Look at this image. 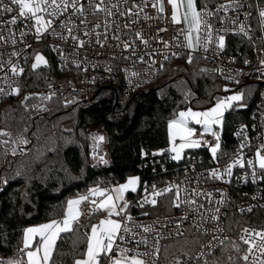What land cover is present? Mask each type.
Wrapping results in <instances>:
<instances>
[{
  "label": "trees",
  "instance_id": "trees-1",
  "mask_svg": "<svg viewBox=\"0 0 264 264\" xmlns=\"http://www.w3.org/2000/svg\"><path fill=\"white\" fill-rule=\"evenodd\" d=\"M197 1L200 7L202 0ZM218 1L221 0H213L212 4ZM254 1L264 4V0ZM48 59V69L27 66L19 94L0 102V129L10 134L0 136V141H8L0 144V258L5 260L24 258L19 249L25 226L60 219L67 198L87 192L92 185L120 183L131 175L139 177L140 183L170 176L181 162L171 159L169 151L153 153L168 149V123L177 110L184 106L204 109L214 104L219 95L241 90L244 99L240 103L246 109L227 112L221 129L218 153L219 157L226 156L223 153L228 154L235 146L233 130L247 118L261 85L249 83L226 92L210 63L196 56L189 63L187 55L179 54L166 60L154 80L130 93L124 91L118 79L96 83L93 102L86 105L76 94L49 91L47 73L59 80L66 79L69 73L59 72L52 57ZM29 94L34 95L24 101ZM91 127L104 133L105 165L89 158ZM21 139L28 143L21 144ZM193 150L208 154L207 149ZM136 192L129 191L126 196L131 200ZM161 199L167 202L166 196ZM161 208L153 211L166 209ZM96 216L92 214L77 224L75 231L61 234L53 256L55 264H71L83 252L85 234ZM226 220V241L204 258L196 252L207 242L208 235L187 225L179 236L161 241L156 264H242L245 244L238 230L243 224L264 225V207L244 214L230 213ZM233 244L239 246V252Z\"/></svg>",
  "mask_w": 264,
  "mask_h": 264
},
{
  "label": "built area",
  "instance_id": "built-area-1",
  "mask_svg": "<svg viewBox=\"0 0 264 264\" xmlns=\"http://www.w3.org/2000/svg\"><path fill=\"white\" fill-rule=\"evenodd\" d=\"M94 2L98 3L99 0H94ZM163 2L164 13H158L157 9L153 8L151 3H149L147 7H144L138 22L131 23L135 17L129 15L121 16L116 8L112 9L115 13L112 17H107L105 13H97L94 16L88 0H81L89 23L87 25L81 24L80 21L83 17L78 14L71 18L77 25L74 29V34L85 41H90L83 48H76L71 39L65 42L59 37L50 34H46L40 40H36L35 27H33L34 21L18 18L17 24L8 23L13 15L18 14L17 6L11 5L14 9L12 13H0V35L5 37L3 41H0V63L4 65L3 68H0V87L4 88L5 92H11V89L17 86L20 88L24 74L20 76L14 75L8 62L11 61V64H15L18 68L25 70L27 66L31 67L35 62L36 54L42 55L48 61L46 66L40 65L39 67L48 69V57L50 56L59 72L64 70L69 73V76L64 80L53 78L51 73H47L45 78L49 80V91L58 95L76 94L78 99L86 105H90L93 102L94 85L96 83L117 81L118 79L126 93L146 85V83L155 79L162 68L161 65H164L169 58L174 57L172 53L188 55L191 51L184 46L186 43L185 37L180 33V29L186 26L183 23L174 24L171 22L172 7L168 0H163ZM244 2L245 7L239 10V19L250 26L248 36L234 34L233 32L221 33L225 35V48L222 51H217L215 45H210L207 51L201 47L192 52L193 56L199 57L212 65L216 74L225 84V88L232 90L249 83H261L260 88L256 92V98L248 109L247 118L239 122L233 130L232 135L235 140V146L226 156L219 157L220 154L218 153L215 160L206 147H200L207 149L208 154L205 156L191 149L183 154L184 156L179 160L181 163L178 165L177 170L170 176H165L162 180H144L140 183L135 195L131 197V200L128 198V203L130 204L128 214L133 218L128 222V226L133 229L135 238L133 239L131 234H125L126 241L117 240L116 242L120 247L133 249L132 252L128 253L129 256L135 255L137 251L153 253L155 251L153 245L157 241L160 247L161 241L166 238L179 236L185 231L187 225H191L208 235L207 242L196 252L199 258H204L212 249L222 245L219 240L226 241L225 238H227L228 233L225 225L228 214L235 212L239 214L247 213L249 211L241 212L240 209H247L249 206L252 209L264 207V179H257L253 182L251 176L253 169L247 164L248 160H253L256 165L257 176L264 177V171L259 169L256 157L258 146L264 144V64H261V61L264 60V28L261 27L258 16L259 10L264 9V4H257L254 0H244ZM134 3L141 5L142 0H128L127 4H124L123 0H111V4H116L120 11H126L127 9L135 11L133 8ZM222 3H226V0L215 2L210 7L215 10L214 5ZM3 4L10 5V0H3ZM248 4H251L252 7H248ZM71 11L69 9L68 13H65L53 24V28L57 32H64L59 27V24L61 20L67 21ZM248 12L251 13V16L246 19L244 13ZM144 14L152 17V19H143ZM220 15L223 16L225 13H220ZM226 15L235 18L237 12L229 11ZM106 20L114 21L108 29L104 27ZM96 23L101 24V28L96 29V32L102 34L100 40L103 46L96 42L94 32L90 36L83 35L85 31L92 32ZM213 23L215 28H236V25L228 22L221 24L218 21H213ZM125 24H129V28H125ZM117 25L119 29H117ZM161 29L165 30L161 31ZM137 31L143 32L144 39L148 40L147 46L136 39L135 32ZM21 32L26 33V35L22 37L20 35ZM64 34L66 35L67 33L64 32ZM113 36H119L120 40L113 39ZM13 38L16 39V44L11 43ZM133 40H135V44L132 48L125 49L123 47L124 42L131 44ZM165 41L168 42V47L164 46ZM56 45L63 51L53 50ZM133 50L135 55H133ZM13 52H17L19 55H12ZM140 56L144 57L143 61L138 59ZM165 56L168 58L165 59ZM153 60L156 62L155 64L152 63ZM245 61H248V63H245ZM77 64H79V67H77ZM108 68H111L110 72L106 70ZM125 69L128 71H125ZM131 72H136L138 75L131 76ZM228 77L232 79H228ZM13 95L15 94L0 95V102L5 97ZM242 126H246L245 134L250 145L242 150L244 166H234L232 176H226L224 180L210 178L208 174L210 170L219 169L223 172L239 155L238 149L242 137H238L236 133L241 131ZM217 130L222 134L220 128ZM205 139L214 143L210 134H206ZM102 151L93 146L90 148V152H96L104 157V152ZM172 184L179 185L181 189H187L186 193L181 192V200L186 198L195 199L197 205L202 204L203 208L197 212L194 210L195 205L190 207L181 204L179 208L174 207L175 189L163 195L166 196L167 202L165 203L161 199L163 196H160L156 198L157 204L155 206L151 204H145L143 207L138 206L145 195L152 192L153 185L157 189H163ZM145 187L147 188V193L145 192ZM193 189L197 192H203L204 195L195 196L192 192ZM208 193L212 194L211 197L207 196ZM92 198L100 200L102 197H90V199ZM220 200L224 202L217 203ZM91 206L89 202L80 204L79 211L81 215L79 223L92 216L89 211ZM157 207H162L161 209L166 207V209L164 212L153 211ZM216 208H219V221L206 219ZM144 213H148V215H144ZM185 213H187L188 219L181 220ZM98 223L99 221L94 222V224ZM136 225H150L152 231L145 233L141 227H136ZM197 225L201 226L197 227ZM217 225L223 228V232L217 230ZM244 228L261 231L264 230V225L243 224L238 230L239 239L244 234ZM205 229L208 231L205 232ZM213 237H218L219 240L213 239ZM141 238L147 239V245L137 243ZM255 239L259 242V237H255ZM210 242L211 246H209ZM248 248L249 245L245 244L243 256L248 254ZM200 253H204V255L201 256ZM115 255L118 256L119 252L117 251ZM157 257L156 254L155 256L149 255L141 258L149 261L155 259L156 264ZM261 261H264V253L258 248H254L253 254H249V261L245 262L243 260L242 264H260ZM104 264H107L106 260Z\"/></svg>",
  "mask_w": 264,
  "mask_h": 264
},
{
  "label": "snow or ice",
  "instance_id": "snow-or-ice-1",
  "mask_svg": "<svg viewBox=\"0 0 264 264\" xmlns=\"http://www.w3.org/2000/svg\"><path fill=\"white\" fill-rule=\"evenodd\" d=\"M213 0H202V7H197V0H168V3L172 7L171 13V22L174 24L183 23L186 27L180 29V33L185 37V47L191 51L187 55V61L191 63L193 61L192 52L203 47L205 51L208 50L210 45H215L217 51H222L225 48V35L221 33L233 32L234 34H243L248 36L250 26L246 25L245 22L240 21L239 19V10L245 7L244 0H226V3L214 5L215 10H212L210 5ZM124 4L128 3V0H123ZM151 3L153 8L157 9L158 13H164V2L163 0H142V4H133V9H127L126 11H120L119 7L116 4H111V0H99L98 3H95L94 0H88L89 7L91 8L92 15L97 13H105L107 17H112L115 13L112 11L113 8H116L121 16L129 15L134 16L135 19L131 23H137L141 18V13H143L144 7H147ZM11 5H15L18 8V14L13 15L12 18L8 21L10 24H17L18 18L23 20H32L34 21L33 27H35L36 40H40L46 34L59 37L65 42L71 39L74 42L76 48H83L86 43L90 41H85L81 39L80 36L74 34V29L77 27L75 21L72 20V16L79 15L83 17L80 23L87 25L89 23L87 16L85 15L84 4L81 3V0H10V5L3 4V0H0V13L8 12L12 13L14 11ZM110 5V6H109ZM252 7L251 4L247 5ZM259 7V5H257ZM71 9V13L68 16L67 21H60L59 27L64 30V32H57L53 28V24L65 13H68V10ZM229 11L237 12L235 18L228 17L226 14ZM220 13H225V15H220ZM245 18L251 16V13H244ZM261 27L264 28V9H260L258 13ZM143 19L148 20L152 19L147 14L143 15ZM213 21H218L221 24L226 22L236 25L235 29L228 28H215ZM114 21L106 20L104 27L108 29L111 27ZM125 28H129V24L124 25ZM101 28L100 23H96L92 32L85 31L84 36H90L93 32L96 35V42L100 43L103 46L100 36V32H96V29ZM117 29L119 26L117 25ZM165 29H161L164 31ZM195 34V35H193ZM20 35L23 37L26 33L21 32ZM105 39L107 38L106 33ZM135 37L142 44L148 45V40L144 39L142 31L135 32ZM5 37L0 35V41H3ZM113 39L120 40L119 36H113ZM251 39V37H249ZM16 39H12L11 43L16 44ZM135 44V40L132 43L124 42L123 47L125 49L132 48ZM30 47V45H28ZM164 46L168 47V42H164ZM53 50L62 52L63 50L59 48L58 45L54 46ZM12 55H19L17 52H13ZM133 55L135 51L133 50ZM173 56L179 55L178 53H172ZM168 57L165 56V59ZM140 61L144 60L143 56L138 57ZM11 68V71L14 75L20 76L24 73L23 68H18L17 65L11 64V61L8 62ZM153 64L156 62L153 60ZM248 63V61H245ZM48 61L40 54H36L35 62L31 65L32 69H37L40 65H47ZM261 64H264V60L261 61ZM3 63H0V68H3ZM79 67V64H77ZM163 67V65H161ZM111 71V68L106 69ZM125 71H128L125 69ZM138 73L131 72V76H137ZM228 79H232L228 77ZM6 81V78H5ZM238 82V81H237ZM226 92L230 89L225 88ZM20 88L14 87L11 89V92H5L4 88L0 87V95H12L19 94ZM32 95L29 94L24 97V101H27L32 98ZM54 95V93H53ZM44 99H50L49 96L43 97ZM186 100L188 97L186 96ZM244 99L243 93H236L225 98L215 99L214 104L207 108L204 111H194L192 108L187 110L180 111L175 119H172L168 123L170 144L171 147L167 150H161L160 153H153V155L162 154L164 151H169L174 153L171 159L180 160L182 158L181 153L185 149H197L200 147H206L211 152L213 159H217L218 151L221 149V133L217 128L222 129L224 123L225 113L232 109L234 105L239 107H245L246 105L240 103ZM23 103V101H22ZM190 122H194L196 125H201L203 127V132L200 134L196 133V129L189 126ZM246 126H242L241 131L237 132L238 137H242L241 143L239 145L238 153L239 155L234 159L232 164H229L223 172L219 169H212L209 171V176L212 179L224 180L225 177L232 176V170L234 166H244V157L243 149L249 147L248 138L246 136ZM210 134L214 140L210 142L205 139V135ZM8 132L0 129V136H8ZM179 138L180 143L176 144V139ZM103 136L94 137V140L102 141ZM8 141H0V144H7ZM21 144H27L26 139L20 140ZM264 152V144L258 146L256 151V157L258 158V167L261 171H264V155L261 153ZM12 154L15 155V149L12 150ZM145 155H147L145 153ZM227 155V153H223ZM93 158L100 163L107 164L108 161L104 159L103 156L98 155L96 152L93 153ZM247 164L252 167L253 171L251 176L253 182L257 179H264V177H258L255 171V163L253 160H248ZM247 175V174H246ZM7 183V181H3ZM140 183L139 177H129L127 182L120 184L111 189L100 187H95L89 189L88 196H81L74 200L68 201V206L66 213L62 220H52L48 223L36 226L29 227L24 230L23 237V247L19 251L23 254V257L26 259H12L7 260L0 258V264H55L53 260L54 253L57 247V241L61 238L62 233H67L75 231V226L79 223V217L81 212L79 211V205L83 202H89L92 206L89 209L91 214H95L100 211H106L107 216L99 221L98 224H93L90 226V233L85 234L86 238V250L82 254V259H76L74 264H104L105 260L107 264H155V259L151 261L142 259L141 257L145 256H155L159 252L158 241L153 245L155 251L153 253L149 252H136L135 255L129 256L128 253L132 252L133 249L120 247L116 242L126 241L125 234H131L132 238H135V233L133 229L128 226V222L133 218L128 214V209L130 207L129 203L125 200L126 192H136L137 187ZM175 189V196L173 199V206L179 208L181 204L188 206H196L195 211L199 212L203 205H197L195 199H183L181 200V192H187V189H181L179 185L172 184L163 189H157L155 185L152 186V192L147 193V188L145 187V192L147 193L143 200L139 203L138 206L143 207L145 204H151L155 206L157 204V197L163 196L169 192H172ZM195 196L204 195L203 192H197L195 189L192 190ZM211 193H208L207 196L211 197ZM102 197V199H90V197ZM255 199V197H253ZM211 202V201H210ZM223 200L217 201V203H223ZM122 205V206H121ZM252 207L249 206L247 209H240L241 212L251 211ZM148 215V213H144ZM113 217H120L121 219H114ZM188 219L187 213L181 218V220ZM206 219L211 221H219V208H216L214 212ZM201 225H197L200 227ZM136 227H141L143 232L149 233L152 231L150 225H136ZM179 227V224H178ZM217 230L223 232V228L217 225ZM208 230L205 229V232ZM243 233L240 236V240L245 244L249 245L248 254H245L242 259L247 262L249 261V254H253V249L258 248L262 253H264V230L256 231L255 229L244 228ZM39 237L37 240L36 238ZM255 237H259V242L256 241ZM213 239L219 240L218 237H213ZM227 239V238H225ZM223 240H219L220 244H223ZM138 244L147 245L148 241L146 238H141L137 241ZM211 246V242L209 243ZM233 247L237 252L240 251L238 245L233 244ZM119 252V255H115L116 252ZM201 256L204 253H200ZM177 264H180L177 261ZM260 264H264V261H261Z\"/></svg>",
  "mask_w": 264,
  "mask_h": 264
},
{
  "label": "crops",
  "instance_id": "crops-1",
  "mask_svg": "<svg viewBox=\"0 0 264 264\" xmlns=\"http://www.w3.org/2000/svg\"><path fill=\"white\" fill-rule=\"evenodd\" d=\"M197 7H199L198 6V1H197ZM90 133H91V136H92V142H91V146H93V147H95V148H99V150H103L102 152H104V158L107 160V157H106V150H105V148H103L102 147V144H103V141H104V139L102 140V141H97V140H94V137H98V136H103L104 137V133H103V131L100 129V128H98V127H91L90 128ZM94 144H96V145H94ZM92 155H93V152H90ZM262 155H264V152H262L261 153ZM96 160V159H95ZM97 161V160H96ZM108 161V160H107ZM257 163H259V161H258V158H257ZM111 185H114V184H109V185H106V186H104V185H92V187L90 188V189H92V188H95V187H100L101 189H103V188H108V189H111V188H113V186H111ZM127 193V192H126ZM126 193H125V200L128 202V197L126 196ZM85 194H86V196H88L89 195V190L87 191V192H83V193H81V194H78V196H73V197H69V198H67V203H68V200H74V199H77V198H79V197H81V196H85ZM102 199V198H101ZM66 203V204H67ZM65 204V207H64V213H63V215H62V217L60 218V219H50V220H48V221H41V222H36V224H30V225H27V226H25L24 228H23V232H22V247H23V237H24V230L26 229V228H29V227H36V226H39V225H42V224H45V223H48V222H50V221H52V220H62L63 219V217H64V215H65V213H66V210H67V205ZM80 206V205H79ZM122 206V205H121ZM97 214V216H96V218L95 219H93V221L90 223V225H89V231H88V233H90V226L91 225H93L94 224V222H96V221H100L101 219H103V218H105L106 216H107V212L106 211H100V212H97L96 213ZM95 215V214H94ZM114 219H119L120 217H113ZM37 240L39 239V237H37L36 238ZM85 244H86V242H85ZM85 250H86V245H85V248H84V250H83V252L81 253V254H79V256H77V257H75V259L72 261V263L71 264H74V261L76 260V259H82L83 258V253L85 252ZM22 256H23V254H22ZM25 259H26V257H24Z\"/></svg>",
  "mask_w": 264,
  "mask_h": 264
},
{
  "label": "rangeland",
  "instance_id": "rangeland-1",
  "mask_svg": "<svg viewBox=\"0 0 264 264\" xmlns=\"http://www.w3.org/2000/svg\"><path fill=\"white\" fill-rule=\"evenodd\" d=\"M236 93H242V92H241V90H232V92L226 93L225 95H219L218 98H225V97H227V96H230V95H233V94H236ZM212 105H213V104H212ZM212 105H210V106H208V107H205L204 109H195V108H192V107H190V106H189V107H188V106L180 107V108L177 110L175 116H174L172 119H175L180 111L187 110L188 108H192L194 111H204V110H206L207 108L211 107ZM235 106H236V105H234L233 108L230 109V110H228L227 112H232V110H235ZM227 112H226V113H227ZM226 113H225V114H226ZM172 119H171V120H172ZM189 126L195 128L197 134H200V133L203 132V127H202L201 125H196L194 122H190V123H189ZM217 129H219V128H217ZM168 142H169V144H168V149H169V148L171 147L169 133H168ZM179 143H180L179 138H177V139H176V144H179ZM94 145H96V144H94ZM102 147L105 148V143L102 144ZM186 150H191V149H185V150H183V152L181 153L182 158H183V156H184L183 154H184V152H185ZM169 153H170V156L174 155V153H171V152H169ZM89 158H90V160H92V161L95 160V159L93 158V155H92L91 153H90ZM182 158H181V159H182ZM175 161H177V160H175ZM129 177H137V176H136V175H134V176H133V175L128 176V177H126L125 180L120 181V183H114V185H111V186L116 187V186H118V185H120V184H124V183L127 182V180H128ZM108 184H109V183H107L106 185H108ZM106 185H105V186H106ZM68 201H69V200H68ZM66 203H67V202H66ZM66 205L68 206V203H67ZM67 206H66V207H67Z\"/></svg>",
  "mask_w": 264,
  "mask_h": 264
},
{
  "label": "water",
  "instance_id": "water-1",
  "mask_svg": "<svg viewBox=\"0 0 264 264\" xmlns=\"http://www.w3.org/2000/svg\"><path fill=\"white\" fill-rule=\"evenodd\" d=\"M245 108H246V106L245 107L235 106V110H240V109H245Z\"/></svg>",
  "mask_w": 264,
  "mask_h": 264
}]
</instances>
